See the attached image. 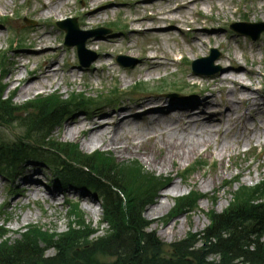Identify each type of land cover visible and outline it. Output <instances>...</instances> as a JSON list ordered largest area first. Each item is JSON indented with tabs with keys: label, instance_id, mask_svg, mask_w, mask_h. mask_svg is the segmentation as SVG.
I'll return each instance as SVG.
<instances>
[{
	"label": "rangeland",
	"instance_id": "374dc122",
	"mask_svg": "<svg viewBox=\"0 0 264 264\" xmlns=\"http://www.w3.org/2000/svg\"><path fill=\"white\" fill-rule=\"evenodd\" d=\"M190 1L193 2V5L189 9H179L175 15L179 30L174 27H164L158 30L153 29V22L149 19L144 20L140 25L131 20L142 19L144 15L151 17L154 12H159L162 15V12L168 8L179 6L180 0H171L169 3L157 0L154 3L147 2L142 5L137 4L135 0H99L98 3H92V0H0V53H3L5 49L10 52V50L18 48L11 53L13 64L10 73H7L4 78V82L8 84L4 96L7 97L11 91L15 90V101L23 103L40 94H48L55 90H59L62 95H65L64 97L72 92L85 91L92 98L98 99L100 94H104L108 100L113 101V104L105 103L104 107L93 109L87 113L81 111L67 118L62 126L56 129L54 135L60 141L77 143L79 149L84 153H92L96 150L111 152L116 161L138 160L148 172L171 176L173 180L160 189V196L154 198L143 212L145 219L150 222L147 231H155L167 243L184 238L188 232H200L206 229L210 224L209 210L215 209L221 212L225 209L231 201L232 192L237 189V185L252 186L264 179V112H262L264 109L251 103H245L240 98L245 96L242 93L246 92V89L242 91L240 86L232 83H213L218 75L226 72L225 67L229 68V72H233L230 67L232 61L229 59L233 57L241 65L237 74L250 88L248 91L253 92L252 96L259 98L260 102L264 103V32L257 40H252L230 28L231 24L238 22H264V0H225L223 5L226 11L221 9L222 2L218 0H208L210 3L206 5L201 2L194 4V0ZM44 4L53 7V12L43 8ZM98 4L104 6L102 7L104 12L101 17L97 18L100 25L85 26L84 11ZM236 8L239 9L238 12H235ZM253 10H256V20L253 19ZM1 13L8 15L9 18L3 20ZM69 17L77 18L80 28L85 31L104 29L110 23L111 26L114 25L113 32L117 29L121 31L117 34L109 32L88 39L86 47L92 53L97 54L96 60L89 68L81 67L76 48L67 47L63 43L64 31L55 25L57 21ZM25 18L30 19L31 23H27ZM114 21L119 22L116 24L113 23ZM131 25L138 28L140 33H133ZM218 25L222 26L221 29L213 34L211 28H216ZM148 26L150 28L145 29ZM196 31L206 34L203 38L201 37L205 45L202 46L200 41H195ZM41 32L46 35L43 42L48 46L44 49H40L41 45L37 40ZM154 32H159L161 38H155ZM22 37L26 38L25 41L21 40ZM16 41H19V46L15 47ZM20 41L26 45L24 46L26 48L20 47ZM127 44L134 46L131 55L122 50ZM29 47H36V52H43L45 58L53 59L52 66L55 67L54 70L58 71V75L55 80L42 78L41 81H48V84H45L41 89L25 93L23 92V87L26 84L24 80L34 69V72L40 74L41 66L39 60L24 53L29 51ZM212 49L218 50L215 65L221 67V70L215 75H195L188 69L186 61L179 62L178 60L179 55L184 54L185 60L192 62L197 58L209 56ZM155 53L160 54L165 65L156 70L152 76H148L145 70L149 66L141 62V58ZM91 54L88 58H91ZM119 55L129 57L123 61L128 66L118 62ZM222 55L227 58L222 59ZM170 57L173 58L172 61L168 59ZM100 58L104 59L107 66L96 72L95 69L101 64ZM134 60H137L136 64ZM130 63H134V65ZM164 79L169 83L177 80V82L195 84L197 91L187 90L176 98L152 89L147 92H135L136 94L133 96L129 94L136 82L145 81L148 86L154 87ZM28 81L30 79H27ZM115 87L118 88V93L112 92ZM119 88L125 94L122 99L117 97L120 95ZM201 90L205 93H201ZM159 97L179 99L176 101L187 98L200 100L207 98L209 106H218L223 111L226 110L228 101H232L239 111L238 114L243 115V122L248 119V125L254 128V132L251 133L249 139L241 137L243 131L236 130L242 125V120L234 121L235 123L231 121L237 128L231 129L228 134L230 136L235 133L227 146L217 150L214 144L210 148L200 147L187 158L176 156L171 161L165 160V166L156 164L154 157L153 160L152 158L146 160L141 151L135 150L131 154H122L106 145L86 147L83 145L84 136L80 131L74 137H71L67 132V127L72 126V121L75 119H79L81 122L85 121L86 124V122H90L92 116L93 119H102L105 114L118 111L125 106L132 107L143 98ZM196 112L200 113V111ZM252 115H254L253 118ZM174 119L176 120L177 117ZM138 120L144 124L150 119L145 120L139 117ZM88 125L86 124V126ZM3 132L8 137L13 134L11 131L3 130ZM3 132L0 131V135L4 134ZM153 143L155 159L164 157L166 148L161 139L159 138ZM198 160L205 161L207 165H198ZM192 165L195 167L194 170L185 173L186 169ZM29 169L33 171V175L36 174L39 181L38 188L41 192L57 190L62 200L54 203L49 198L35 199L34 193L25 183L24 176L29 172ZM237 176L240 179L238 182L231 187L224 186L226 180ZM56 183L52 171L47 165L33 162L27 163L21 170V176L16 183H11L0 175V243L4 238H9L12 241L18 239L31 224H42L57 232L67 231L70 226L69 222L77 220L70 211L72 207L68 200L80 203L79 207L84 212L82 213L85 221L97 230L94 234L95 237L107 233L109 224L101 223L103 209L92 194L83 193L72 186L62 191ZM174 184L179 185L178 191L169 193ZM12 187L15 190L13 193L10 190ZM193 189L199 190L204 195V199L200 200L197 208L187 215L181 214L171 220H166L169 219L168 214L175 205V199ZM87 201L92 204L91 207ZM158 201L167 202L169 207L160 216H153L150 214V209ZM47 253L52 256L55 254V249L48 248ZM109 259L107 258V260Z\"/></svg>",
	"mask_w": 264,
	"mask_h": 264
},
{
	"label": "trees",
	"instance_id": "16d2710c",
	"mask_svg": "<svg viewBox=\"0 0 264 264\" xmlns=\"http://www.w3.org/2000/svg\"><path fill=\"white\" fill-rule=\"evenodd\" d=\"M2 78L0 126L19 134L0 138V171L11 176L25 162H43L63 184L93 191L109 228L95 237L97 230L72 204L77 220L70 221L67 231L31 224L18 239L0 243V264H264V180L255 186L239 185L227 208L208 213L210 224L203 231L167 243L155 231H147L150 222L143 212L171 178L146 171L138 160L116 161L102 151L87 154L77 143L53 138L55 127L72 110L87 105L85 98L49 94L16 104L13 94L3 96ZM201 196L192 190L176 199L170 217L194 210ZM51 247L55 254L49 256Z\"/></svg>",
	"mask_w": 264,
	"mask_h": 264
},
{
	"label": "bare ground",
	"instance_id": "6f19581e",
	"mask_svg": "<svg viewBox=\"0 0 264 264\" xmlns=\"http://www.w3.org/2000/svg\"><path fill=\"white\" fill-rule=\"evenodd\" d=\"M135 1L137 4L142 5L147 2L154 3L157 0ZM161 1L169 3L171 0ZM180 1L179 6H176V8H168L165 12H162V15L159 12H154L151 17L144 15L142 19L136 18L131 21L140 25L144 20L149 19L153 22V29L161 30L164 27H174L176 30H179L175 15L179 12V9H189L193 5V2L190 0ZM218 1L222 2L221 9L226 11L223 5L225 0ZM98 2L99 0H92V3ZM198 2L204 3L205 5L210 3L208 0H194V4H197ZM102 7L104 6L98 4L97 6L84 11L83 19L85 26L96 27L100 25L97 18L101 17L104 12ZM43 8L53 12V7H49L47 4H44ZM253 11V19L256 20V10ZM221 27V25H218L216 28H211L213 34L219 32ZM148 28L150 27H145V29ZM131 30L133 33H140L139 29L132 27V25ZM153 36L155 38H161L159 32H154ZM203 36H206V34L196 31L195 41H200L202 46L205 45V42L202 39ZM45 38L46 35L41 32L37 39L41 45L40 49H44L47 46L43 42V39ZM200 48L202 47L200 46ZM30 49L31 50L25 51L24 53L31 58L39 60L41 66L40 74L34 72V70L24 80L26 84L23 87V92L25 93H30L39 88L41 89L45 84H48V81L42 82V78L55 80L58 75V71L54 70L55 67L52 66L53 59L45 58L43 52H36V47ZM133 49L134 46L130 44H127L124 47L125 53L130 55L132 54ZM226 58L227 56L222 55V59L225 60ZM168 59L170 61L173 60L172 57ZM229 59L232 61V66L230 67H232L233 72H229V68L225 67L224 69H227L226 72L218 75V77L213 80V83H232L240 86L242 91L246 89V92L242 93L245 96L240 98L245 101V103H251L254 106L264 109V103H261L259 98L252 96L253 92L248 91L250 88L237 74L241 65L237 63L235 58L230 57ZM99 60L101 61V64L100 67L95 69L96 72L107 66L104 59L100 58ZM141 62L148 64L149 67L145 70L148 76H152L156 70L165 65V62L162 61L159 53L145 55L141 58ZM27 79H30V81L27 82ZM22 80L23 78L21 81ZM237 100L238 98L236 101ZM208 104L209 99L207 98L202 100L198 98H187L182 99L181 101L166 97L151 99L143 98L132 107L125 106L118 111L115 110L105 114L102 119H93L94 117L92 116L90 122H86V124H89L88 126H86L85 121L81 122L79 119H75L72 121V126L67 127V132L71 137H74L80 131L84 136L83 145L86 147L106 145L122 154H131L135 150L141 151L146 157V160H150L149 158H152L153 160L154 157V162L161 166H165V160L169 159L171 161L172 158L176 156L187 158L200 147L210 148L214 144L216 150L224 148L227 146L230 138L235 134L233 133L228 136L231 129L237 128V126L233 125L231 121L235 123L234 121L242 120V125H240L236 131L242 130L243 135L241 137H246L247 139L250 138L251 133L254 132V128H252L251 125H248V119H245L243 122L244 117L242 114H238L239 111L236 109L234 102L228 101L225 111L219 109L218 106H209ZM196 111H200V113H197ZM262 112H264V110ZM139 117L144 118L145 120H150L143 124L138 120ZM175 117H177L176 120L174 119ZM253 117L254 115H252V118ZM159 138L164 143L166 155L155 159L156 153L153 142H156ZM24 178L25 183L28 184V188L34 193L33 197L35 199H38L39 197L44 199L49 198L54 203L62 200L59 197L57 190L41 192L38 188L39 181L36 178V174L33 175L31 169L25 174ZM178 188L179 185L174 184L169 193H173V191L177 192ZM87 204L90 207L92 206L88 201ZM168 207L169 204L167 202L164 203V201H158L151 207L150 214L153 216H160Z\"/></svg>",
	"mask_w": 264,
	"mask_h": 264
},
{
	"label": "water",
	"instance_id": "95a60500",
	"mask_svg": "<svg viewBox=\"0 0 264 264\" xmlns=\"http://www.w3.org/2000/svg\"><path fill=\"white\" fill-rule=\"evenodd\" d=\"M62 27H64L67 32L69 33V36L67 37V43L69 45H77L78 46V51H79V55L81 57V60L83 62V58H84V55L88 52V50L86 49L85 47V43H86V40L92 36L94 33H86V32H82L80 29H79V26H78V23H77V20H68L66 22H61L60 23ZM253 26V25H251ZM261 32V31H259ZM259 32L257 34H254V33H250L254 38H258L259 37ZM77 34H85V37L83 39H75V35ZM87 64V63H86ZM90 63H88L87 65H89Z\"/></svg>",
	"mask_w": 264,
	"mask_h": 264
}]
</instances>
